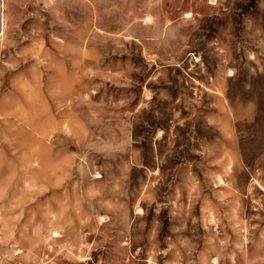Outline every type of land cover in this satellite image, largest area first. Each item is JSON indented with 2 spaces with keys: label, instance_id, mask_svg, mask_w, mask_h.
<instances>
[{
  "label": "rangeland",
  "instance_id": "rangeland-1",
  "mask_svg": "<svg viewBox=\"0 0 264 264\" xmlns=\"http://www.w3.org/2000/svg\"><path fill=\"white\" fill-rule=\"evenodd\" d=\"M0 264H264V0H0Z\"/></svg>",
  "mask_w": 264,
  "mask_h": 264
}]
</instances>
